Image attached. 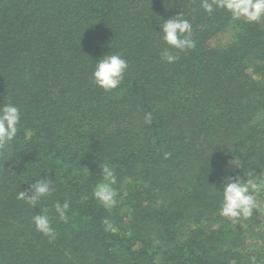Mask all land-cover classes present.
Returning a JSON list of instances; mask_svg holds the SVG:
<instances>
[{"label":"trees","instance_id":"1","mask_svg":"<svg viewBox=\"0 0 264 264\" xmlns=\"http://www.w3.org/2000/svg\"><path fill=\"white\" fill-rule=\"evenodd\" d=\"M180 12L195 47L167 63L160 24ZM116 53L129 67L105 92L92 71ZM9 101L22 118L0 155V264H264V190L248 219L219 212L225 176L264 182V19L201 0H0ZM102 161L117 176L111 210L92 196ZM40 176L54 192L33 209L17 194ZM66 200L63 223L53 205ZM40 207L54 241L32 224Z\"/></svg>","mask_w":264,"mask_h":264},{"label":"clouds","instance_id":"2","mask_svg":"<svg viewBox=\"0 0 264 264\" xmlns=\"http://www.w3.org/2000/svg\"><path fill=\"white\" fill-rule=\"evenodd\" d=\"M201 7L208 14L217 8L224 9L230 13L233 21L243 19L247 22H258L264 19V0H201ZM160 29L163 41L169 46L161 53L163 61L173 63L178 59L171 49L185 51L195 47V42L191 39L192 24L182 12L165 19L163 24H160ZM128 67V61L119 53L103 55L96 60L92 79L96 86L105 92L112 91L121 85ZM21 118L22 112L17 105L10 101L0 105V155H3L4 151L16 141L21 128ZM151 122L149 113L145 116V123L150 124ZM168 155L170 154L165 153V158ZM4 159L5 161L10 160L7 156ZM232 164L239 168L238 163ZM98 167L101 179L93 188L92 196L105 209L111 210L118 204V191L115 187L117 176L113 166L107 162L102 161ZM262 190H264V182L257 183L256 177L251 172L247 174V178L238 174L225 176L220 215L230 219L233 224L241 219L252 217L254 210H260L261 207L255 193ZM53 192L52 180L40 176L39 180L30 184L28 190L19 191L17 199L36 209L41 206L42 200L52 196ZM53 207L58 219L63 223H68L69 202L67 200L63 204L56 202ZM103 223L106 232L118 231L110 220L105 219ZM32 224L36 231L47 237L50 242L56 239L57 233L52 226L48 208H41L39 213L32 217ZM249 259L251 264H257L256 256H251Z\"/></svg>","mask_w":264,"mask_h":264}]
</instances>
